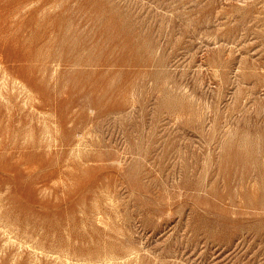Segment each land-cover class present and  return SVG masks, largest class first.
Instances as JSON below:
<instances>
[{"label":"rangeland","instance_id":"obj_1","mask_svg":"<svg viewBox=\"0 0 264 264\" xmlns=\"http://www.w3.org/2000/svg\"><path fill=\"white\" fill-rule=\"evenodd\" d=\"M0 264H264V0H0Z\"/></svg>","mask_w":264,"mask_h":264},{"label":"bare ground","instance_id":"obj_2","mask_svg":"<svg viewBox=\"0 0 264 264\" xmlns=\"http://www.w3.org/2000/svg\"><path fill=\"white\" fill-rule=\"evenodd\" d=\"M104 255H105V254H104ZM103 257H104V256H103ZM106 257L108 258V256H106ZM111 258H112V257H111ZM112 260H113V259H112ZM106 261L108 262V260H105V262H106ZM110 261H111V260H110ZM113 261H114V260H113Z\"/></svg>","mask_w":264,"mask_h":264}]
</instances>
